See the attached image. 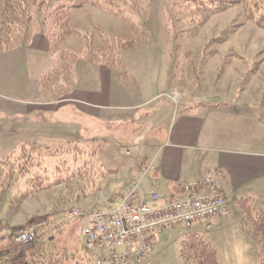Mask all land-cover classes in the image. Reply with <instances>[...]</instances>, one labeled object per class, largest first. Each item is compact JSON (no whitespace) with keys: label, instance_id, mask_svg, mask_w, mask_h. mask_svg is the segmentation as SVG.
Here are the masks:
<instances>
[{"label":"rangeland","instance_id":"rangeland-1","mask_svg":"<svg viewBox=\"0 0 264 264\" xmlns=\"http://www.w3.org/2000/svg\"><path fill=\"white\" fill-rule=\"evenodd\" d=\"M78 1L86 2H83L71 16L70 27L77 32L72 33L62 44L67 53L77 55L73 61L68 62V57L64 55L63 59L57 61L55 69L45 76L50 68L47 54L40 50L23 47L27 44L23 42L31 28L29 25L20 33L22 36L18 43L21 45L20 48L0 51V164H4L3 159L7 157H9L7 163L14 159L18 162L19 159L16 160L18 156L16 158L15 156L20 143L36 132L35 128H32V125H35L34 121L27 114L32 110H35V113L43 111L44 115H47L46 123H50L59 116L52 115L49 111L62 104L74 102V97L69 96L68 92L79 84L77 80L81 76H77V71L80 69L81 61L88 62L90 65L105 66L102 63L93 62L89 58L90 54L86 57L80 54L87 43L91 48H98L104 44L95 34V27L135 42L134 46H129L130 49L125 48L127 51L122 52L125 50L123 49L118 53L121 61L122 56L125 59L123 61L128 74L124 71L123 63L119 69H116L117 71L108 68L113 73V77L122 81L123 92L131 98L140 97L142 101L158 94L156 100L147 106L134 108V105L139 103L136 99L123 104V109H111L110 112L131 114L144 109L152 111L158 104L165 106L170 104L174 114L177 113L179 117L181 113L191 109L190 103L199 107L215 105L213 109L214 112H218L217 122L221 126L226 124L235 136L239 133L243 140L257 141L256 145H252V150L264 154V29L256 27L253 20L246 17L241 5L210 15L203 25L194 27L190 31L183 23L184 21L178 20L180 17L187 16V12H175L174 0H140L144 7L139 12L138 19L136 18L140 22V27H136L139 36L134 37L128 34L129 24L124 19L90 5L89 0ZM137 7L138 4L133 8L138 12ZM86 34L90 35L87 42L84 39ZM139 46L144 47L135 48ZM38 58L39 62H37ZM239 111L243 113L240 115ZM244 113H252L251 118L257 125L247 123L251 119L245 117ZM164 117L165 114L163 118L158 117L164 122L158 124L161 126L154 131L155 135L165 134ZM97 129L99 132L113 131L117 137L116 142L119 145L125 143L121 142L126 135L124 127L101 126ZM72 133L79 137L78 144H75L74 148L85 152L89 149L97 150L101 142L91 141L96 143L91 146L88 144L89 141L80 140L92 139L91 137L107 138L100 133L94 135L82 134V132L81 134ZM58 137H63V147L62 144L55 143L52 144L50 151L39 150L41 154L46 155L42 160V166H45V172L49 176L54 172L57 158H59L58 164H62L63 160L69 163L74 159L75 150L73 152L70 149L66 150L68 147L65 145V141L70 138L60 134ZM80 137L83 138L80 139ZM136 141L146 143L144 136L137 138ZM107 145H104V151H96V153L100 152V155H94L93 158H98L101 166L105 168L119 170L117 178L121 182L125 175L124 168L120 166L118 157L112 156ZM130 145L131 149H127V151L130 150V155L125 156L124 150L119 149V156H123L127 162L141 159L144 156L142 151L135 149L133 144ZM78 146L85 147L82 149L83 147L77 148ZM55 147L66 149L59 156L47 155L55 154L53 149ZM26 155L29 156L28 150L24 151L23 160ZM32 161L33 158L28 162L25 160L23 165L27 163L32 165L34 164ZM4 168L6 169V166ZM139 176L136 173L132 178ZM23 179L18 181L20 185L16 184L17 180L13 181L4 193H0V251L5 250L8 244V240L2 242V236L8 237L11 234L15 235L18 231L33 228L37 234L44 236L46 241L50 240L46 242L47 249L53 246L54 249L64 250L69 254L84 253L80 229L85 223V217L81 215L66 220L64 219L66 214L73 209L87 212L104 205V202L116 197V193H124L131 180L119 190L116 189L120 185L111 189L110 194L96 193L95 190L89 189L90 191L88 190L87 194L77 201L71 200L73 198L71 193H73L74 182L77 184L82 182L78 177L69 181L68 184L33 194L26 200L20 201L17 197L10 200L9 193L15 194L22 185ZM218 185L223 195L226 194L227 215L212 220L197 221L190 227L177 225L161 228L152 234L148 245V255L139 264H184L179 254L180 242L191 231L197 232L215 247L218 264H258L259 234L252 229L243 210L233 203L232 198H229L225 188L224 193L219 181ZM141 188L143 189V186ZM144 193L150 194V192ZM263 195L264 187L261 196ZM257 204L263 205L262 202ZM207 223H210V228L206 227ZM87 254L94 256L92 264H98L100 255L95 250Z\"/></svg>","mask_w":264,"mask_h":264},{"label":"crops","instance_id":"crops-1","mask_svg":"<svg viewBox=\"0 0 264 264\" xmlns=\"http://www.w3.org/2000/svg\"><path fill=\"white\" fill-rule=\"evenodd\" d=\"M28 43L23 47L40 50L47 54L51 68V56H49L48 43L45 37L37 34ZM141 47L144 46L135 48ZM124 51L127 50L122 52ZM123 59L122 56L124 65ZM37 62H39V58ZM79 67L80 69L77 71V76H81L77 80L79 84L76 83L77 87L68 92L69 96L74 97V102L62 104V106L49 111L52 115L56 114L59 117H55V120L46 123L48 119H46L47 115L45 116L43 111H36L35 113V110H32L27 114L34 121L35 125H32V128H35L36 132L26 140L30 139L34 146L42 150L41 152L50 151L52 144L55 143L62 144L63 147V137H58L59 134L70 138V140L65 141V145L69 147L71 141H79L78 135L72 132L76 134H81L80 132L82 134L92 133L93 135L100 133L106 135L107 138L91 137L92 139L80 141H89L88 144L91 146L101 142L99 143L101 145L98 144V151H104V145L108 144V150L114 158L115 156L118 157L116 158L120 161V166H123L125 175L120 182L117 178L119 170L103 167L104 172H108L106 184L100 187L96 193L108 192L110 194L111 189L113 190L119 185L116 190L125 187L126 182L128 183L136 173L139 174L142 164L153 162V167L148 170L140 185L143 186L141 190L146 193L157 192L159 194V199L151 202L152 204L162 206L169 198H182L184 194L181 187L184 183L198 179L210 171L214 173L224 193V188L226 189L234 204L237 205V198L249 197L254 203L262 202L264 205V195L261 196L264 187V154L252 150V145H256L257 141L243 140L239 133L235 136L229 131L230 129L226 124L221 126L216 120L218 112H214L215 105L199 107L190 103L191 109L181 113L179 117L177 113L174 114L170 104H166V106L158 104L153 107L152 111L144 109L131 114L110 112L111 109L121 110L124 108L123 104L136 99L139 103L134 105V108L147 106L156 100L158 94L146 101H142L137 96L131 98L123 92L122 81L113 77V73L108 67L90 65L85 61H81ZM76 69L75 67V72ZM124 71L128 74L126 65H124ZM231 112L235 113L234 110ZM238 113L241 115L243 112L239 111ZM164 114L166 120L165 134L162 136L155 135L154 131L161 126L158 124L164 122L162 119ZM244 114L245 117L251 119L247 123L257 125L256 121L251 118L252 113ZM158 117L162 118L159 120ZM101 126L105 128L110 126L124 127L126 135L121 142L125 143L119 145L113 131L99 132L97 128ZM142 136H144L146 143L142 141L137 143L136 139ZM82 138L80 137V139ZM132 138H134L133 141H130ZM91 141L96 143H91ZM128 142L129 144H127ZM130 144H133L135 149L142 151L144 156L141 159L137 158L135 161L127 162L123 156H119V149L124 150L125 156L130 155V150L127 151L128 148L131 149ZM58 147L53 148L54 153L59 149ZM99 155L100 152L96 153L95 156ZM109 194L108 196H111ZM116 194L118 196L122 193ZM224 197L226 206H228L226 194Z\"/></svg>","mask_w":264,"mask_h":264},{"label":"trees","instance_id":"trees-1","mask_svg":"<svg viewBox=\"0 0 264 264\" xmlns=\"http://www.w3.org/2000/svg\"><path fill=\"white\" fill-rule=\"evenodd\" d=\"M174 1L173 10L175 12H187V16L180 17L178 20L184 21L183 23L188 26L189 30L203 25L210 15L235 5H241L246 17L252 19L256 27L264 29V0ZM83 2L78 0H0V51H7L21 46L18 44L20 37H22L20 33L29 25L31 28L23 43H28L37 34L43 35L48 43L52 65L45 76L55 69L57 61L63 59L64 55L68 57V62L73 61L77 55L67 53L62 44L72 33L77 32L70 27L71 16L75 10L81 7ZM89 3L96 8L109 12L112 16L124 19L129 24L128 34L134 37L139 36V31L136 27H140V22L136 18L138 19L139 12L144 7L140 0H89ZM136 4H138V12L133 8ZM95 34L104 44L98 48H91L87 43L80 54L82 56L85 55V57L90 54L89 58L93 62L102 63L108 68L117 71L116 69H119L122 65L121 57L118 58V53L129 46H134L135 42L131 39L115 36L113 33H107L98 27H95ZM89 37L90 35H84L86 42ZM169 57H172L171 54H169ZM75 144H78L77 141H71L67 149H57L55 154H47L59 156L61 152L64 153L63 150L65 149H70L72 152L75 150L72 162L67 163L63 160L62 164H58L59 158H57L54 172L49 176L45 172V166H42V160L46 155L41 154L39 149L30 142V139L21 142L15 156V158L18 156L16 160L19 159V161L17 162L14 159L12 162L7 163L9 158L7 157L3 159L4 164H0V193H4L13 181L17 180L16 184L20 185L18 181L23 178L24 181L20 187L18 186V191L15 194L9 193L10 200L15 197L20 201L26 200L32 197L33 194H39L58 185L68 184L69 181L77 177L82 182H78V184L74 182L73 193H71L73 198L71 197V200L77 201L84 197L89 189L97 191L106 184V176L108 174V172H104L100 161L93 158L98 150L89 149L88 152H85L74 148ZM85 146H78L77 148L83 147L82 149H84ZM85 149L87 150L88 148ZM25 150L29 152V156L26 155L25 158L26 162L33 158L32 163L34 162V164L24 163L25 165H23V162H25L23 160ZM77 154L79 155L77 156ZM2 166L3 168H1ZM5 166L6 169L4 168ZM12 166L13 170H11ZM236 203L238 208L243 210L242 212L245 214L252 229L260 236L258 264H264V205L254 203L249 197L237 198ZM34 233L35 239L33 238L31 242L19 244L14 242L13 234L8 235V237L6 235L2 236V242L8 240V244L5 250L0 251V264L93 263L94 256L87 254L90 251L84 249V253L77 254L74 250L76 254L73 252L69 254V252L64 250H56L53 246L47 249L46 242L50 240L46 241L44 236L37 234L35 230ZM179 254L184 264H218L215 247L195 231L188 232L182 238Z\"/></svg>","mask_w":264,"mask_h":264},{"label":"built area","instance_id":"built-area-1","mask_svg":"<svg viewBox=\"0 0 264 264\" xmlns=\"http://www.w3.org/2000/svg\"><path fill=\"white\" fill-rule=\"evenodd\" d=\"M175 99H178L174 96ZM153 162L142 164L138 178H132L127 190L96 207L83 212L70 210L64 219L83 215L80 229L86 251L95 250L98 264H139L148 255V245L154 232L165 227H190L197 221H207L228 213L225 197L213 172L188 181L181 187L183 197L169 198L162 206L152 204L159 199L157 192L145 194L142 180ZM147 197V198H146ZM210 228V224H206ZM34 229L18 231L15 243H27L34 238Z\"/></svg>","mask_w":264,"mask_h":264}]
</instances>
